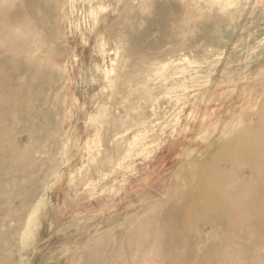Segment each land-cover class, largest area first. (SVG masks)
Listing matches in <instances>:
<instances>
[{
	"label": "rangeland",
	"instance_id": "374dc122",
	"mask_svg": "<svg viewBox=\"0 0 264 264\" xmlns=\"http://www.w3.org/2000/svg\"><path fill=\"white\" fill-rule=\"evenodd\" d=\"M263 195L264 0H0V264H264Z\"/></svg>",
	"mask_w": 264,
	"mask_h": 264
},
{
	"label": "bare ground",
	"instance_id": "6f19581e",
	"mask_svg": "<svg viewBox=\"0 0 264 264\" xmlns=\"http://www.w3.org/2000/svg\"><path fill=\"white\" fill-rule=\"evenodd\" d=\"M192 16H193V15H192ZM34 40H36V39H34ZM30 45H31V44H30ZM32 45H34L35 48H37V45H38V44L36 43V41H33V42H32ZM28 46H29V45H28ZM26 48H28V47H26ZM35 50H36V49H35ZM101 52H102V51H101ZM103 52H104V51H103ZM104 56H105V55H104ZM171 57H172V56H171ZM108 59H109V58H108ZM104 62H105V60H104ZM110 62H111V61H110ZM105 66H106V65H105ZM105 68H106V67H105ZM106 71H107V69H106ZM109 72H111V71H109ZM107 73H108V72H107ZM107 73H106V74H107ZM118 82H119V81H118ZM18 153H19V152H18ZM5 157H6V155H5ZM7 160H8V159H7ZM6 162H8V161H6ZM2 167H3V166H2ZM2 167H1V168H2ZM242 189H243V188H242ZM236 192H237V191H236ZM253 194H254V193H253ZM252 196H255V195H252ZM263 196H264V195H263ZM252 199H253V197H251V200H252ZM240 201H241V200H240ZM240 201H239V203H240ZM256 201H257V200H256ZM256 201H255V202H256ZM261 201H262V202H261V205H262V203H263L264 200H261ZM243 203H244V202H242V205L244 206ZM252 203H253V202H252ZM252 203H250V204H252ZM257 203H260V201L257 202ZM248 204H249V202H248ZM252 205H253V207H254V203H253ZM255 205L258 206V205H260V204H258V205L255 204ZM246 206H248V205H246ZM246 206H245V207H246ZM240 207H241V205H240ZM250 207H251V206L249 205V208H250ZM235 208H236V207H235ZM237 208H238V207H237ZM241 208H242V207H241ZM251 208H252V207H251ZM259 208H260V207H258V209H259ZM261 208H264V207H261ZM255 209H256V207H255ZM232 210H233V209H232ZM260 210L262 211V209H260ZM260 210H259V211H260ZM259 211L256 210V213L258 214V216H260V215H259L260 213H258ZM228 212H229V211H228ZM232 212H233V211H232ZM232 212L229 213V214H230V217H232V216H231V213H232ZM261 213H262V212H261ZM262 215H263V213H262ZM218 216H219V215H218ZM218 216H217V217L214 216V217H211V218L214 219V222H220L219 220H220L221 218L219 219V217H220L221 215H220L219 217H218ZM207 218H208V219H207V222H208L209 217H207ZM250 218H251V217H250ZM257 218H259V217H257ZM257 218H256V219H257ZM260 218H261V217H260ZM260 218H259V219H260ZM262 218H263V216H262ZM259 219H257V220H259ZM204 220H206V219H204ZM257 220H256V221H257ZM260 221H262V219H260ZM260 221H257V222H260ZM263 221H264V219H263ZM172 222H173V221H172ZM254 222H255V221H254ZM255 223H256V222H255ZM263 223H264V222H263ZM167 224H168V223H167ZM172 224H173V223H172ZM174 224H175V223H174ZM181 224H182V223H181ZM211 224H212V223H211ZM213 224H214V223H213ZM183 225L185 226V224H183ZM179 226H180V225L178 224L177 227L179 228ZM186 226H187V224H186ZM186 226H185V227H186ZM212 226H213V225H212ZM175 227H176V226H175ZM177 227H176V228H177ZM176 228H175V229H176ZM181 228H182V227H181ZM188 228H189V227H188ZM188 228H187V229H188ZM195 228H196V227H195ZM173 229H174V228H173ZM175 229H174V230H175ZM179 229H180V228H179ZM184 229H185V228H184ZM169 230H170V227H169ZM177 230H178V229H177ZM177 230H176V231H177ZM179 231H181V230H179ZM190 231H191V228H190ZM190 231H189V232H190ZM181 232H182V231H181ZM170 233H171V231H170ZM174 233H176V232H174ZM177 233H178V232H177ZM177 233H176V234H177ZM179 233H180V232H179ZM184 233H185V232H184ZM180 234H181V233H180ZM182 234H183V233H182ZM188 234H189V233H188ZM188 234H187V235H188ZM263 234H264V233H263ZM173 235H174V234H173ZM258 235H259V234H258ZM261 235H262V233H261ZM175 237H176V236H174V238H175ZM177 237H178V235H177ZM177 237H176V238H177ZM178 238H179V237H178ZM178 238H177V239H178ZM181 238H182V237H181ZM183 238H184V237H183ZM181 240L184 241V239H181ZM177 241H178V240H176L175 242H177ZM218 241H219V240H218ZM184 242H185L184 244L186 245V241H184ZM173 243H174V242H173ZM175 244H176V243H175ZM171 245H172V244H171ZM176 245H177V244H176ZM176 245H175V246H176ZM173 246H174V244L172 245V247H173ZM183 246H184V245H183ZM172 247H170V248H172ZM175 249H176V248H175ZM176 250H177V249H176ZM173 251H174V250H173ZM177 252H178V251H177ZM173 253H174V252H173ZM176 254H179V253H176ZM177 256H178V255H177ZM179 256H180V254H179Z\"/></svg>",
	"mask_w": 264,
	"mask_h": 264
}]
</instances>
